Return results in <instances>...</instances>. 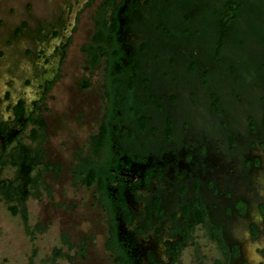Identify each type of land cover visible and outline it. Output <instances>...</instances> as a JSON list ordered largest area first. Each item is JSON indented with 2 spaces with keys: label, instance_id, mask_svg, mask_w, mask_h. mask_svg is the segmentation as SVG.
I'll return each mask as SVG.
<instances>
[{
  "label": "flooded vegetation",
  "instance_id": "af4514ba",
  "mask_svg": "<svg viewBox=\"0 0 264 264\" xmlns=\"http://www.w3.org/2000/svg\"><path fill=\"white\" fill-rule=\"evenodd\" d=\"M225 1L72 0L69 32L54 43L32 95L9 101L5 91L0 100V161L17 144L34 153L41 146L30 136L44 138L45 96L77 15L90 8L92 35L97 27L104 37L111 32L119 51L111 68L114 101L104 93L89 137L104 124L96 159L103 188L92 185L113 264H264V55L255 56L254 71L243 64L247 56L231 57L224 48L212 64L205 49L211 30L200 15L216 14ZM162 28L182 32L170 37L175 48L168 54L157 49L165 39H153ZM58 35L52 29L46 38ZM95 53L87 50L84 70L100 65L104 79L106 55L93 62ZM152 75L161 86H151ZM215 78L230 88L219 92ZM89 137L81 157L91 152Z\"/></svg>",
  "mask_w": 264,
  "mask_h": 264
},
{
  "label": "rangeland",
  "instance_id": "374dc122",
  "mask_svg": "<svg viewBox=\"0 0 264 264\" xmlns=\"http://www.w3.org/2000/svg\"><path fill=\"white\" fill-rule=\"evenodd\" d=\"M70 1L0 0L1 101L5 91L9 92V101L21 94L32 95L39 74L48 67L45 59L54 43L69 32V23L74 18V10L70 13L66 9ZM90 15V8L77 15V22L67 35L58 74L45 96L41 115L44 138L40 146L46 169L40 175L41 185L31 190L35 196L28 195L24 201L26 228L18 214L9 213L7 205L13 202L6 203L0 198V264H113L104 247L106 216L94 186L83 185L73 173L77 158L89 152L88 137L105 99L102 67L96 66L90 73V69L84 70L93 33ZM22 25L21 32L15 34ZM52 29L59 35L48 40L46 35ZM191 38H186L184 44ZM254 47L257 46L253 42L247 44L245 51L255 52L243 63L253 71L259 53ZM157 49L161 54L166 45ZM155 77L151 76V86L156 88L161 82ZM211 85L219 92L230 88L218 78ZM198 111L204 113L202 108ZM21 139L33 146L26 137ZM13 175L9 165L0 168V178L10 180ZM54 251L58 255L51 260Z\"/></svg>",
  "mask_w": 264,
  "mask_h": 264
},
{
  "label": "trees",
  "instance_id": "16d2710c",
  "mask_svg": "<svg viewBox=\"0 0 264 264\" xmlns=\"http://www.w3.org/2000/svg\"><path fill=\"white\" fill-rule=\"evenodd\" d=\"M216 11V14H206L205 16L200 15L202 19L207 18L206 23L209 24L207 29L211 30L205 49H207V54L210 51L213 52V59H211V56L208 58L212 60V64L215 63V59L222 55L221 53H223V48L227 50L226 53H228L229 56L234 58H241L244 56L249 58L255 52L245 51L247 48L246 44L251 42H253V44L257 42L262 46V50H264V0H226L222 6L219 5V7L216 8ZM176 15L177 13L173 14V17ZM176 22L177 21L174 20V24ZM239 31L243 32V34L239 33ZM160 32L161 33L158 34L152 33L154 35L153 39L157 41L165 39V42L161 45H166L165 50L168 54L175 48L172 44L173 39H177L178 35L182 32L180 29L171 31L168 28H162ZM205 32L206 31H203L202 33ZM110 34L111 32L107 37H104L101 34L100 29L97 27V30L91 37V42L87 50L96 51L95 56L92 59L93 62H95L101 54L106 55L103 89L107 102L112 104L114 101L112 88L114 86L113 84H115V74H113L111 70L112 59L117 58L119 51L117 45H113V39ZM225 35L228 36L225 37ZM170 37L173 39H170ZM102 40L104 41V45H101ZM253 49L257 50L258 48L254 47ZM261 52L259 53L262 55L263 52ZM247 57L244 58L246 59ZM145 81L146 79L144 82ZM133 86V81L129 79V82L126 85L127 90H131ZM109 108L111 109L112 107L109 106ZM105 130L106 127L103 124V127L98 135H91L89 137L91 147L90 154L85 157L77 158V164L73 172L74 176L79 179L80 183L87 187L99 180V170L96 159L99 154L100 147L104 143L103 140L106 138ZM30 138L33 141H36L37 144H40L43 140L40 133H33ZM44 157L45 155L41 148H37L34 153H31L25 151V147L17 144L11 147L7 157L0 161V168L2 166L9 165L14 171L12 179L5 180L0 178V198H2V200L6 203L13 202L12 205H7V209L11 215L18 214L20 216L25 228L26 209L24 201L28 195L35 196V192L32 194L31 190H34L36 187L41 185L40 175L41 172L46 169L45 163H42V159ZM54 168L57 170L58 166L55 165ZM96 184L97 189L103 188L101 183L98 184L97 182ZM55 255H58L57 251L53 252L51 260ZM121 261L123 262L122 259ZM119 263L122 264L121 262Z\"/></svg>",
  "mask_w": 264,
  "mask_h": 264
}]
</instances>
